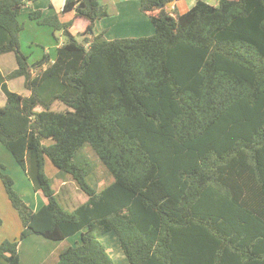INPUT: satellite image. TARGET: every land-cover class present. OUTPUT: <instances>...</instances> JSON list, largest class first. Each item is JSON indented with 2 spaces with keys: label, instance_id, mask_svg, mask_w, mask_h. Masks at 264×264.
I'll return each mask as SVG.
<instances>
[{
  "label": "trees",
  "instance_id": "16d2710c",
  "mask_svg": "<svg viewBox=\"0 0 264 264\" xmlns=\"http://www.w3.org/2000/svg\"><path fill=\"white\" fill-rule=\"evenodd\" d=\"M35 1L0 0V56L17 65L0 72V143L45 203L33 211L0 164L22 226L0 243V264H19L18 245L33 234L80 235L56 264H115L98 239L107 232L129 264H264V0H196L183 14L178 0H139L154 34L112 40L93 32L105 5L64 0L59 13H28L65 38L54 59L29 63L19 17ZM9 77H23L30 95L10 91ZM85 145L113 177L101 191L87 182ZM48 161L86 202L60 206Z\"/></svg>",
  "mask_w": 264,
  "mask_h": 264
},
{
  "label": "rangeland",
  "instance_id": "374dc122",
  "mask_svg": "<svg viewBox=\"0 0 264 264\" xmlns=\"http://www.w3.org/2000/svg\"><path fill=\"white\" fill-rule=\"evenodd\" d=\"M205 1L210 5H217L218 3V0ZM188 2L190 3L191 0H184L183 3H179L181 4L178 7L179 10L182 11V5H186ZM23 9L24 8H22L19 17V22L22 25V30L19 35L20 50L24 55L28 56L29 63L40 60L45 53H47L49 57L53 59L56 55L57 47L61 45L65 39L64 36L60 31L53 32L52 28L50 27L37 25L34 21L29 19L28 12H24ZM76 29L78 30V28ZM73 34L78 41L82 40V36L76 35V32H73ZM113 34L114 32L112 31L111 35ZM16 68L17 65L13 53H5L0 56V72L3 76L7 77V75L15 71ZM6 82L10 91L25 97L30 95V91L24 85L23 77H9ZM4 103L5 97L3 92L0 91V106H3ZM51 109L53 111L63 112L66 110V107L60 103H54ZM36 110L39 111L40 109L37 108ZM83 150H85L84 154L88 158V161H90L95 166L94 169L92 168L91 175L87 177V182L96 191H101L104 187L113 182V177L101 164L89 145H85L82 151ZM0 164L4 166L5 173L9 174L14 180V190L22 197L24 202L31 209H37L41 205H44V197L40 193L34 191L31 181H29V179L26 177L21 167L17 165L11 153L1 143ZM44 173L50 179L51 188L56 190V199L63 209L72 211L74 208L87 201V195L76 187L75 183L71 181L70 175L58 171L49 161L46 164ZM0 219L3 222L2 226L0 227V243L4 239L14 240L13 237L19 238L22 226L17 213L14 211L6 197L1 182ZM16 233L17 235L14 236ZM98 239L105 245L107 252L114 260L115 264L121 263L122 261L120 259V255H118V252H120V248H118L119 243L114 233H104L103 235L99 236ZM75 240H77V242H74ZM79 242L80 235L73 236L71 241H69L71 246H74ZM44 248L45 246L42 248H39L38 245L33 246L31 245V241L26 242L24 239V244L18 250L20 260L24 262L26 259V263H30L29 258L31 257V252L35 251V255L38 252L43 253ZM120 254L123 256V253Z\"/></svg>",
  "mask_w": 264,
  "mask_h": 264
},
{
  "label": "crops",
  "instance_id": "0c3cea01",
  "mask_svg": "<svg viewBox=\"0 0 264 264\" xmlns=\"http://www.w3.org/2000/svg\"><path fill=\"white\" fill-rule=\"evenodd\" d=\"M195 1L196 0H191L190 3L188 2L186 5H182L183 7L182 11H180L178 7L179 5H181L179 3H183L184 0H178L175 6L179 11V13L183 14L194 5ZM202 1L206 2L205 0ZM99 2L107 7L109 17L101 19L96 22L93 31L94 35L103 32L106 39L112 40V39L127 38V37H145L154 34L155 30L150 20L146 15L140 12L139 0H99ZM63 4H64V0H37L33 3L27 4L24 7L23 11L29 13L31 11L41 10L43 12V15H50L53 13L61 12L63 8ZM84 25L85 24H79L75 26V28L77 27L78 30H74V33L80 31ZM112 31L114 32L113 35H111ZM41 207L42 205L39 208L32 210L37 211ZM209 232H213L216 234V231L212 226H210L206 231V233L204 232V234L207 236L204 237V239L205 238L207 240L209 239L210 242L212 243L213 239H211V237L214 236L211 234H207ZM257 232L258 231L253 232L254 233L253 235H256ZM16 235L17 233L14 236ZM13 238L16 239V237ZM72 238L73 237H69L62 241H51L39 235H35V234L30 235L25 238L26 242L31 241V245L33 246L38 245L39 248L45 246V248L43 249L44 252L43 253L38 252L35 255V251L34 252L32 251L30 254L31 257L29 258L30 263H26L27 260L25 259L24 262L20 260L19 264H56L57 261L59 260V255L61 251L71 246L69 241H71ZM74 242H77V240H75ZM23 244H24V239L20 241L18 245V250L22 247ZM213 247L214 246H212L211 244L209 245V248L213 249ZM118 248H120V246ZM120 253H123L121 249L120 252H118V255H120V259L122 262L119 264H129L124 254L122 256ZM205 264H208V262L205 261Z\"/></svg>",
  "mask_w": 264,
  "mask_h": 264
}]
</instances>
